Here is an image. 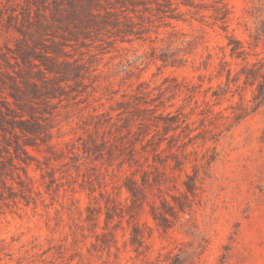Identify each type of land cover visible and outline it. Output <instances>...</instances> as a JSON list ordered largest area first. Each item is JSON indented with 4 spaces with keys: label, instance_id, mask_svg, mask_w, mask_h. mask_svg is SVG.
<instances>
[{
    "label": "rangeland",
    "instance_id": "rangeland-1",
    "mask_svg": "<svg viewBox=\"0 0 264 264\" xmlns=\"http://www.w3.org/2000/svg\"><path fill=\"white\" fill-rule=\"evenodd\" d=\"M108 4L0 0L6 118L25 79L43 85L25 54L57 44L61 62L80 66L58 98L33 104L49 144L27 147L29 166L0 167V264H264V97L243 75L264 64V0H229L226 30L185 9L180 20L137 19L132 42L89 24ZM169 113L180 124L165 130ZM189 178L191 207L164 230L153 214L185 202Z\"/></svg>",
    "mask_w": 264,
    "mask_h": 264
},
{
    "label": "trees",
    "instance_id": "trees-1",
    "mask_svg": "<svg viewBox=\"0 0 264 264\" xmlns=\"http://www.w3.org/2000/svg\"><path fill=\"white\" fill-rule=\"evenodd\" d=\"M116 5L108 4V7L98 9L97 15L93 14L90 19V25L94 30H109L111 37L115 41L121 42H132V37L135 36L140 38L139 31L136 26L139 24L137 19H152L157 17L158 19H176L180 20L184 16V9L188 12H195L197 14H210V18L215 24H219L223 29L229 27V22L232 15V10L229 6V0H115ZM109 2V0H106ZM102 11V12H101ZM150 16H147L146 14ZM258 31L264 35V20L258 28ZM228 47L231 49V56L240 57L245 53V48L239 41L230 42ZM48 52V55L29 56L25 54L23 56L24 62L30 67H39L37 72L38 77L43 76L42 87L37 82H28L24 80L23 89L20 87L17 94H10L14 99V104L17 110H11L10 117L6 118V114L0 109V167L6 166L7 164L13 167L22 163L27 166L30 165V159L33 156L28 151L27 147L31 146L37 148L39 141L44 144H49V138L52 136L46 129L45 125L42 124L39 119L41 117L36 114L33 106L38 100L48 99L53 100L59 97L58 92L63 89L62 83H69L74 78L80 77V66L74 65L71 62H61V49L59 45H54V48ZM54 53V55H50ZM54 56V57H53ZM32 58L37 59L40 64L33 62ZM160 59L168 64L169 59H172L168 55L160 56ZM173 65L175 62L170 61ZM231 72V70H229ZM243 75H245L247 82L251 81L253 84L257 83L260 97H264V64L261 67H246ZM52 78H51V77ZM48 78H51L50 80ZM48 79V80H47ZM49 82V86L47 85ZM50 83L52 85H50ZM31 87V90L27 88ZM60 93V92H59ZM7 110H10L7 108ZM145 113L150 110H139ZM39 117V119H38ZM142 117V115H138ZM159 116H147L143 115L142 120H153ZM166 119L169 122H164V129L177 128L180 124V117L173 115L172 113L167 114ZM19 131V133H18ZM24 137L23 142L20 137ZM35 141V143H34ZM98 147V146H96ZM13 150V151H12ZM26 173V172H25ZM0 181H3L2 174L0 172ZM186 187L185 191V202L175 201V206H171L169 203L163 204L164 211L157 216L154 212L153 218L157 225L164 230L171 228L172 219H175V215L179 212H185L187 208L191 207L190 195L194 196L196 191V183L189 181L184 183ZM128 191L135 196L134 188L127 186ZM109 218V213H107ZM138 229L134 230L132 234V245L142 244V238ZM181 258V255H176ZM175 264H181L180 260L177 259Z\"/></svg>",
    "mask_w": 264,
    "mask_h": 264
}]
</instances>
